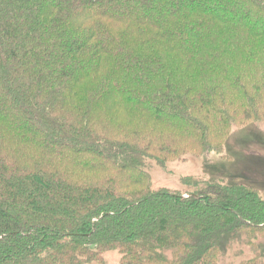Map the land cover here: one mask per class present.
<instances>
[{"label":"trees","instance_id":"trees-1","mask_svg":"<svg viewBox=\"0 0 264 264\" xmlns=\"http://www.w3.org/2000/svg\"><path fill=\"white\" fill-rule=\"evenodd\" d=\"M264 120V0H0V264H264V193L153 162Z\"/></svg>","mask_w":264,"mask_h":264},{"label":"rangeland","instance_id":"rangeland-1","mask_svg":"<svg viewBox=\"0 0 264 264\" xmlns=\"http://www.w3.org/2000/svg\"><path fill=\"white\" fill-rule=\"evenodd\" d=\"M228 157L207 152L201 155H186L159 165L149 166L152 187H169L193 190L183 182L187 176L207 180L224 179L226 182H244L264 193V120L244 126H234L225 145ZM121 253L109 250L105 253L108 264H120ZM222 264H225L222 262Z\"/></svg>","mask_w":264,"mask_h":264}]
</instances>
